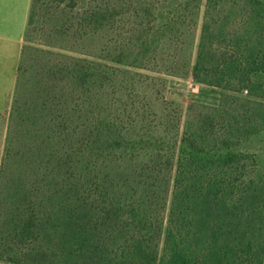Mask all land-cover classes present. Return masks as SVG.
<instances>
[{
	"label": "trees",
	"instance_id": "trees-1",
	"mask_svg": "<svg viewBox=\"0 0 264 264\" xmlns=\"http://www.w3.org/2000/svg\"><path fill=\"white\" fill-rule=\"evenodd\" d=\"M201 5L148 0L142 48L151 54L129 65L155 74H105L60 55L47 58L44 73L27 77L19 68L3 167L18 165L27 188L15 211L1 212L13 216L3 225L16 230L11 248L40 246L49 230L70 234L54 261L39 255L52 264H264V167L249 149L264 129V103L225 94L219 106L193 104L183 121L156 74L189 67ZM136 41L122 39L121 50L129 55ZM261 43L263 1L207 0L196 77L237 91L258 76V59L246 53ZM157 129L165 139L153 135ZM110 131L121 139L115 167L103 163L94 141ZM175 134L180 147L168 140ZM93 179L108 196L105 186L84 187Z\"/></svg>",
	"mask_w": 264,
	"mask_h": 264
},
{
	"label": "rangeland",
	"instance_id": "rangeland-1",
	"mask_svg": "<svg viewBox=\"0 0 264 264\" xmlns=\"http://www.w3.org/2000/svg\"><path fill=\"white\" fill-rule=\"evenodd\" d=\"M206 1L201 0L200 17L195 31V45H193L192 56L190 54L192 59L189 67L176 74L156 73L163 79L162 82H159L161 93L176 104L179 112L183 113V121L186 120L188 111L193 104L219 106L225 94L264 103V43L246 53L247 56L258 59L260 65L257 68L258 76L252 82L241 86L237 91H230L223 84L220 86L196 77L195 66L206 12ZM260 1L264 2V0ZM147 2L148 0H32L29 25L21 42L0 44V200L3 202V197L10 195H13L14 198L11 206L3 205L0 201V264H52L51 260L54 261V255L56 253L57 256L60 255V248L65 237L67 239L70 236L69 233L63 236L64 233L48 230L46 233L40 232V241L38 244L35 242L40 246H31L27 242L26 244L22 243L23 247L20 249L17 245L11 248L12 241L8 237L14 235L16 230H7L3 226L10 224L13 221V216H10V220L7 221L2 213H5L9 207H11V211H15L18 200L23 201L22 192L27 188V185L17 178L22 172L19 171L18 165L12 166L16 171H5L3 167L19 68L24 65L23 72L27 77L35 72L44 73L47 70V58L51 59L55 55H60L63 59L75 58L91 61L105 74H111L115 72V69L131 73L155 74V72L129 65L133 64V60L138 59L140 62L147 54H151L149 50L142 48L146 43L144 33L149 27L151 19L147 13ZM122 21H125L126 25ZM140 32L143 38L139 35ZM129 38H136L137 41L135 42L136 46L133 50L131 48L130 54L127 55L126 50L125 52L121 50V45L122 39L126 41ZM120 58H125V62H115ZM60 78H64V74L61 73ZM111 90L113 91L111 95L114 97L115 85H112ZM30 92L26 94L28 95ZM159 108L155 107L156 110ZM153 135L158 138H166L161 129H157ZM168 140L170 143L177 144V147L181 145L180 137L176 134L173 135L172 140L169 138ZM94 141H97L98 149L103 150V153L99 152L103 163L115 167V145L117 142L120 143L121 139L110 131L104 132L100 139L95 137ZM254 141L252 147L251 143L249 144V149L259 155L261 165L263 164L264 167V129ZM91 169L95 170V174L101 175L104 172L100 167H91ZM89 183L84 187L93 189L92 184H96L97 190H99L105 186L97 179H93ZM107 187L105 186L104 193L106 195L104 196H108ZM114 191L111 190L109 195V208H114L112 206V202L115 204ZM57 213L55 215L58 217L66 218L60 212ZM45 241L57 242L49 246L44 244ZM44 252L51 260H42L39 255ZM57 256L56 258H58ZM63 264H73V262L66 261ZM156 264H162L161 259Z\"/></svg>",
	"mask_w": 264,
	"mask_h": 264
},
{
	"label": "crops",
	"instance_id": "crops-1",
	"mask_svg": "<svg viewBox=\"0 0 264 264\" xmlns=\"http://www.w3.org/2000/svg\"><path fill=\"white\" fill-rule=\"evenodd\" d=\"M31 8L32 0H0V44L21 42Z\"/></svg>",
	"mask_w": 264,
	"mask_h": 264
}]
</instances>
